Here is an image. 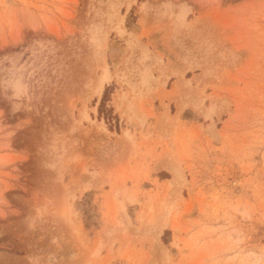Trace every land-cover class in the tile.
Returning a JSON list of instances; mask_svg holds the SVG:
<instances>
[{"label":"rangeland","instance_id":"374dc122","mask_svg":"<svg viewBox=\"0 0 264 264\" xmlns=\"http://www.w3.org/2000/svg\"><path fill=\"white\" fill-rule=\"evenodd\" d=\"M0 264H264V0H0Z\"/></svg>","mask_w":264,"mask_h":264},{"label":"bare ground","instance_id":"6f19581e","mask_svg":"<svg viewBox=\"0 0 264 264\" xmlns=\"http://www.w3.org/2000/svg\"><path fill=\"white\" fill-rule=\"evenodd\" d=\"M106 78H107V77H106V76H104V78H103V79L105 80ZM172 173H173V175H172V178L174 179L173 181H175V178L177 177V176H176V174H175L176 172H175V173H174V172H172ZM170 181H172V180H170ZM170 181H169V182H170ZM173 181H172V183H173ZM170 183H171V182H170Z\"/></svg>","mask_w":264,"mask_h":264}]
</instances>
